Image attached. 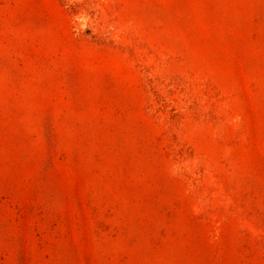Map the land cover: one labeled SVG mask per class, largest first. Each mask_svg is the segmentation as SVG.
Segmentation results:
<instances>
[{"label":"rangeland","instance_id":"374dc122","mask_svg":"<svg viewBox=\"0 0 264 264\" xmlns=\"http://www.w3.org/2000/svg\"><path fill=\"white\" fill-rule=\"evenodd\" d=\"M0 264H264V0H0Z\"/></svg>","mask_w":264,"mask_h":264}]
</instances>
